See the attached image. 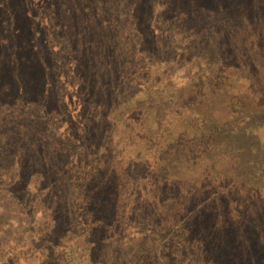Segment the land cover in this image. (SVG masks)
I'll return each mask as SVG.
<instances>
[{"label":"rangeland","instance_id":"374dc122","mask_svg":"<svg viewBox=\"0 0 264 264\" xmlns=\"http://www.w3.org/2000/svg\"><path fill=\"white\" fill-rule=\"evenodd\" d=\"M0 264H264V0H0Z\"/></svg>","mask_w":264,"mask_h":264}]
</instances>
